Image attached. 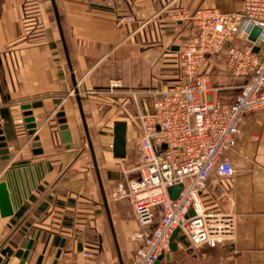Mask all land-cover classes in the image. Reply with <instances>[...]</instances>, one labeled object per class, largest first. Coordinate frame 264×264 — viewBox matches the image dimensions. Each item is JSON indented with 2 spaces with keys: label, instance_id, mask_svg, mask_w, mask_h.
Wrapping results in <instances>:
<instances>
[{
  "label": "crops",
  "instance_id": "0c3cea01",
  "mask_svg": "<svg viewBox=\"0 0 264 264\" xmlns=\"http://www.w3.org/2000/svg\"><path fill=\"white\" fill-rule=\"evenodd\" d=\"M198 7L237 12L243 0H0V130L9 150L8 159L0 153V183L9 198L8 210L0 204V264H37L41 255L42 264H53L60 249L58 264L133 263L139 224L130 200L114 197L110 186L133 146L140 162L138 130L130 97L108 89L114 80L125 90L166 87V62L194 31L193 22L174 21L173 12ZM28 15L33 25L39 20L34 34ZM129 15L134 20L123 19ZM26 104L37 124L33 135ZM62 109L71 148L61 136ZM120 121L127 124L124 159L114 154ZM227 156L235 176H212L203 199L208 209L235 216L236 235L197 249L216 252L211 264H264V114L243 123Z\"/></svg>",
  "mask_w": 264,
  "mask_h": 264
},
{
  "label": "built area",
  "instance_id": "2783aa9c",
  "mask_svg": "<svg viewBox=\"0 0 264 264\" xmlns=\"http://www.w3.org/2000/svg\"><path fill=\"white\" fill-rule=\"evenodd\" d=\"M172 17L193 22L194 31L166 62V87L125 90L114 80L108 89L110 95L130 97L139 132L140 162L112 192L130 200L139 224L132 235L139 242L132 264H155L170 251L176 229L194 248L234 240L235 216L208 209L203 194L212 176H235L227 152L236 147L243 123L264 114V0H243L237 12L178 8ZM254 27L261 29L255 41L250 39ZM221 52L226 73L244 79L233 101L213 96L209 87L210 59ZM176 185L182 190L173 199L170 188ZM85 256L92 257V252Z\"/></svg>",
  "mask_w": 264,
  "mask_h": 264
},
{
  "label": "water",
  "instance_id": "95a60500",
  "mask_svg": "<svg viewBox=\"0 0 264 264\" xmlns=\"http://www.w3.org/2000/svg\"><path fill=\"white\" fill-rule=\"evenodd\" d=\"M261 29L259 27H254L250 39L255 41L257 36L259 35ZM178 50V48H176ZM255 51H259L258 47H255ZM72 69V67H71ZM76 84V92L77 94L79 93V90L77 89V83ZM81 105V100L80 97L78 98ZM62 99L58 100L57 104H61ZM23 109L25 111V122L26 126L28 129H30V134H35L36 132V127L37 124L35 123V118L32 115L31 112V105L26 104L23 106ZM57 116L59 117V122H60V130H61V136L63 139V142L67 144L68 148L72 147V137L71 133L69 131V125L67 123V118H66V112L62 109L58 112ZM115 138H114V154L117 158L124 159L127 156V124L124 121H120L115 125ZM39 137L35 136V142H34V147H39ZM0 153L4 155L5 159L9 158V150L7 149V143L5 142V138L3 136V132L0 130ZM36 154L41 153V150H36ZM4 180V178H3ZM6 184L3 181L0 183V204L1 206L5 209H9V198H8V192L6 189ZM182 190V185H176L170 188V194L173 199H175L180 191ZM194 212L191 210L190 214L192 215ZM180 243L183 244L186 247H189L190 244L186 239L185 235H180V229H176L175 232L173 233L170 241V251L163 255L160 256L159 259L155 262V264H163V260H167L166 264H173L174 260V254L177 252L180 248ZM65 244V240L62 243V247ZM82 249V245L79 244V250ZM62 250L60 249L56 255V259L54 260L53 264H58V259L61 256ZM28 252L25 255V258H27ZM44 256L41 255L38 259L37 264H42L43 263ZM21 264H24L22 262Z\"/></svg>",
  "mask_w": 264,
  "mask_h": 264
},
{
  "label": "rangeland",
  "instance_id": "374dc122",
  "mask_svg": "<svg viewBox=\"0 0 264 264\" xmlns=\"http://www.w3.org/2000/svg\"><path fill=\"white\" fill-rule=\"evenodd\" d=\"M39 1V0H38ZM27 14H29V10H27ZM26 16V15H25ZM30 15L27 16L26 18V24H28L30 31H32L31 34H34V31H39V20L36 22L35 25H33V20H31V17L29 18ZM39 33V32H38ZM171 56H174V53H171ZM225 59L226 55L224 52H221L215 56V58L212 61V65L208 66V69L210 71V83L209 87L211 89V94L213 96L217 97H235L240 93V87L244 83L243 78L239 77H233L230 76L229 74L226 73L225 70ZM229 87V89H225ZM162 88V87H160ZM218 88V91L216 89ZM224 88V89H223ZM130 112L134 114L135 112V107L130 106ZM125 118H129V116H125ZM132 119V118H131ZM134 126V124H133ZM138 130V129H137ZM138 131H135V134L137 138L138 136ZM132 158H130L129 161H122L119 163L118 168L115 170L116 173V181L111 184L110 186V191L111 193L113 192V188L116 187L119 181H121L125 176V172L129 171L130 169L134 168L136 166V163L138 161V150L137 148L133 146L132 150ZM219 178V177H218ZM224 212V211H223ZM97 246H100V243L97 241L95 243ZM190 247V246H189ZM189 247H186L182 245L177 252L174 254V260L173 264H195L197 258H204L206 259L208 264H211V260L213 258V255L216 254L215 251H206L202 252L197 248L191 247L193 249H190ZM198 255V256H197ZM92 256H95L94 253L92 252ZM215 258L218 257V255L214 256ZM165 260V259H164ZM162 261L163 264H166V262Z\"/></svg>",
  "mask_w": 264,
  "mask_h": 264
}]
</instances>
